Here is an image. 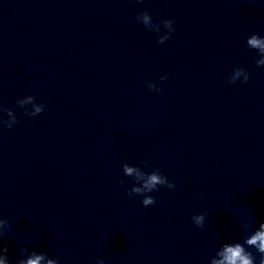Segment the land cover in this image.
<instances>
[{"label":"clouds","instance_id":"clouds-1","mask_svg":"<svg viewBox=\"0 0 264 264\" xmlns=\"http://www.w3.org/2000/svg\"><path fill=\"white\" fill-rule=\"evenodd\" d=\"M137 3H142L143 0H136ZM137 21L143 24V26L149 30L153 31L149 24L153 21L151 14L148 11H142L138 13L136 17ZM159 23L163 24L166 28L169 29L168 35L165 37L158 36V43H163L170 38L171 33L174 31L173 25L174 20L171 19H162ZM159 34L158 32H156ZM246 45L249 49L255 50L258 54V57H264V37L259 34L252 33L247 37ZM255 63L257 66H264V59H256ZM243 75V79H239L240 76ZM250 78V73L243 67H236L233 69L232 73L228 77L229 83H236L238 80L247 83ZM160 81H164L167 79L166 76H162L159 78ZM148 88L150 90H155L157 92L161 91V89L155 83H148ZM28 99L30 101L35 100V96L29 95ZM18 106L23 108V102L18 101ZM44 111V105L39 104L35 108V111H28L24 109V114L30 117H35ZM0 112L6 113L7 119L0 118V127H4L7 129H11L13 125L18 123V119L16 113L8 108L0 107ZM10 118V119H8ZM147 167V164H145ZM123 174L125 176L131 177L133 180V186L127 191V195L129 197L132 196H141L143 206H150L155 204V198L148 193L153 191H158L160 186H165L169 189L175 187L174 184L169 182L168 178L160 173V171L154 170L152 172L141 171L138 168L134 169L133 167H129L127 164L122 166ZM135 172V175L133 173ZM142 182V184H141ZM123 184V181H121ZM192 221L195 225L200 228L204 227L205 214H197L192 217ZM6 225H9V221L7 219H0V230L4 229ZM244 226V225H242ZM258 231L253 230L252 234L247 235L243 243L241 242H226L221 245V247L216 251V256H219L220 259L210 258L208 264H256L255 257L253 254L246 249L247 248H255L259 253L260 259L259 264H264V223L259 225ZM3 236V232L0 231V237ZM4 252H8L9 249L7 247H3ZM44 259V254L37 255L35 253L31 254V258H28L26 261L21 257L17 264H41V261ZM0 264H6L5 259H0ZM48 264H59V260H49ZM98 264H104L103 260H99Z\"/></svg>","mask_w":264,"mask_h":264}]
</instances>
